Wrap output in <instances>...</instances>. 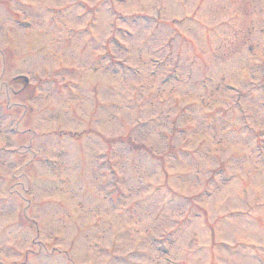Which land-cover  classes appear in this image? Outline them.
<instances>
[{"label":"rangeland","instance_id":"obj_1","mask_svg":"<svg viewBox=\"0 0 264 264\" xmlns=\"http://www.w3.org/2000/svg\"><path fill=\"white\" fill-rule=\"evenodd\" d=\"M160 247L264 264V0H0V264Z\"/></svg>","mask_w":264,"mask_h":264}]
</instances>
